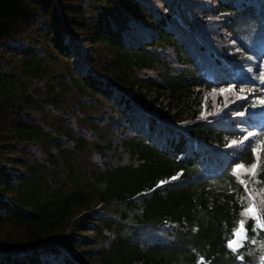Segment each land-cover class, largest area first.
<instances>
[{
	"label": "trees",
	"instance_id": "obj_1",
	"mask_svg": "<svg viewBox=\"0 0 264 264\" xmlns=\"http://www.w3.org/2000/svg\"><path fill=\"white\" fill-rule=\"evenodd\" d=\"M263 68L264 0H0V264H264Z\"/></svg>",
	"mask_w": 264,
	"mask_h": 264
},
{
	"label": "snow or ice",
	"instance_id": "obj_2",
	"mask_svg": "<svg viewBox=\"0 0 264 264\" xmlns=\"http://www.w3.org/2000/svg\"><path fill=\"white\" fill-rule=\"evenodd\" d=\"M260 79L264 81V72L260 74ZM233 86L228 84L226 88L221 87L218 89L220 93H227L232 91ZM217 89H213V92H216ZM245 89L241 88L240 92H244ZM241 99H245L246 97H240ZM261 104H264V97L259 98ZM203 114V113H202ZM242 115L243 113H238ZM261 135L260 133L248 132L243 136V139L240 141L233 140L230 146H235L237 144H244L248 142L250 138ZM251 151L254 156V162L250 164H246L244 162L234 163L232 166V174L238 179L239 184L244 186L245 191L248 194L249 203L246 207L242 209V215H246L251 220L255 221V227L258 230H264V214H261L260 209L257 206V196L261 198V202H264V188H260L258 191L252 190L248 187L249 180L245 177L255 178L257 176L258 168L260 167L259 161L261 155L264 154V140H255L254 144L251 145ZM182 173H177V175H173L170 177V180H160L157 187L165 185L170 181H176ZM256 183H261V181L257 180ZM249 238L248 236V227L247 222L244 219H240L238 221V227L233 229V239L228 241V247L233 249L234 251L243 246V242ZM243 259V257H240ZM201 261L203 262V257H201Z\"/></svg>",
	"mask_w": 264,
	"mask_h": 264
},
{
	"label": "rangeland",
	"instance_id": "obj_3",
	"mask_svg": "<svg viewBox=\"0 0 264 264\" xmlns=\"http://www.w3.org/2000/svg\"><path fill=\"white\" fill-rule=\"evenodd\" d=\"M246 1V0H245ZM210 2L211 3H213L214 4V2H215V0H210ZM211 31H212V35H216V29H215V27L213 26L212 28H211ZM225 43V46H227V45H229L228 43H227V41L226 42H224ZM262 72H264V68L263 69H261L260 71H259V73L258 74H256V72H254V71H252L251 72V75L252 76H254V77H256V80L254 81V82H252L251 83V85H249V87H244L245 85L244 84H239V83H236V82H231V83H229V84H231L232 86H233V88H235V89H237L239 92H240V89L241 88H243V89H245V91L244 92H246V96H252V97H257V96H259L260 94H264V81H262L261 79H260V74L262 73ZM221 87H224V88H226L227 87V85H223V86H221ZM220 87V88H221ZM211 94V93H210ZM231 93L230 92H228L226 95L228 96V95H230ZM212 95H214V92L212 93ZM240 95V93H237V95H236V93H234V94H232V100H235V99H237L236 101H232V102H237L239 99L237 98V96H239ZM241 99V98H240ZM226 110L228 111V110H230V112L233 114V118H236L235 117V113H236V105L233 107L232 105H231V103L229 104V105H227V106H225L224 107V109H222L217 115H216V118H219L221 115L223 116L224 114H225V112H226ZM253 130L252 129H249V132H252Z\"/></svg>",
	"mask_w": 264,
	"mask_h": 264
}]
</instances>
